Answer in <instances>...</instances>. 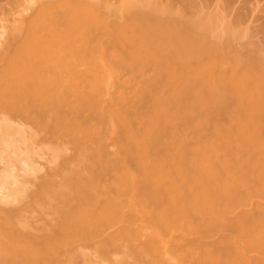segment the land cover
I'll use <instances>...</instances> for the list:
<instances>
[{
    "label": "bare ground",
    "instance_id": "bare-ground-1",
    "mask_svg": "<svg viewBox=\"0 0 264 264\" xmlns=\"http://www.w3.org/2000/svg\"><path fill=\"white\" fill-rule=\"evenodd\" d=\"M176 4L39 0L7 30L0 159L15 116L56 168L32 193L0 180L53 216L34 234L0 208V264H264V56L230 51L239 15Z\"/></svg>",
    "mask_w": 264,
    "mask_h": 264
},
{
    "label": "rangeland",
    "instance_id": "rangeland-1",
    "mask_svg": "<svg viewBox=\"0 0 264 264\" xmlns=\"http://www.w3.org/2000/svg\"><path fill=\"white\" fill-rule=\"evenodd\" d=\"M113 1L115 0H112V2ZM172 1L174 5L177 3L175 6L177 10L181 8V12L182 10L184 11L186 19L192 16L195 21L198 20L197 18H199L203 12H217L222 15L221 18L223 22H230L239 15L240 20L236 26L237 35L233 39L230 47L232 49H230V51L234 50V52L237 51L236 53L238 54L247 56L254 53L255 50L257 51V49H260V54L264 56V28H262L264 27V0H184L182 4L181 0ZM35 2L36 0H0V50L5 41L7 30L9 31L10 28H13L12 26L18 23V20L20 21V17H23L20 13L22 12V15L27 17V15L29 16L32 14L31 12H33L34 9H38L39 0H37V3ZM193 18H191V20ZM217 28L218 30L220 29L219 26ZM243 56L241 57L243 58ZM2 115L3 114L0 113V118H2ZM12 122L15 123L16 127L18 126L20 130L22 129V131L25 132L23 134L26 139L24 137L25 141L18 143L19 153L17 156L13 153H9V157L6 155L0 159V180L7 175L15 177L20 184H23L28 188V191L32 193L36 191L39 181L49 178L56 168V163L52 161L51 157L52 150L50 151L56 142L54 143V140L47 138L42 132H37L31 126L23 123L22 120L15 118V116ZM70 154L71 152H69V155ZM0 194H2L1 189ZM24 200L18 203L15 201L14 203H5L3 201L0 202V208L2 210L10 208L17 211L20 217L18 218L27 223L29 216L31 222L29 223L31 225L29 224L28 227L20 226L18 228L22 232L27 231L29 233L34 232V234H38L37 231H35L36 228H34V225L38 222L42 223L39 219L42 218L41 220H43V217H39V215L30 216L26 212L28 205L26 203L27 200ZM45 217L49 223L52 221V215H46ZM45 217L43 221L48 223ZM39 234H41V232Z\"/></svg>",
    "mask_w": 264,
    "mask_h": 264
}]
</instances>
